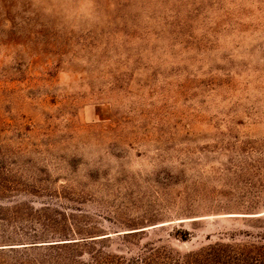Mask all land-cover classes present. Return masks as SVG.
Listing matches in <instances>:
<instances>
[{"label": "rangeland", "instance_id": "1", "mask_svg": "<svg viewBox=\"0 0 264 264\" xmlns=\"http://www.w3.org/2000/svg\"><path fill=\"white\" fill-rule=\"evenodd\" d=\"M87 218L264 243V0H0V264Z\"/></svg>", "mask_w": 264, "mask_h": 264}, {"label": "trees", "instance_id": "2", "mask_svg": "<svg viewBox=\"0 0 264 264\" xmlns=\"http://www.w3.org/2000/svg\"><path fill=\"white\" fill-rule=\"evenodd\" d=\"M88 219L65 221V234L29 243L46 245L25 247L27 261L23 264H264V243L241 248L217 241L182 253L163 237L151 239L163 227L146 229L129 224L109 233ZM168 236L187 242L192 235L187 230H176ZM147 239L150 240L143 243Z\"/></svg>", "mask_w": 264, "mask_h": 264}]
</instances>
